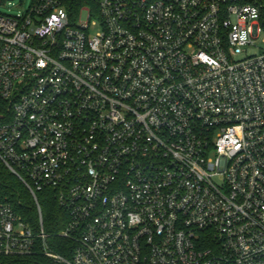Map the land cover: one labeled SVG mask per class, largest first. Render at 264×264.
I'll use <instances>...</instances> for the list:
<instances>
[{
  "label": "built area",
  "instance_id": "built-area-1",
  "mask_svg": "<svg viewBox=\"0 0 264 264\" xmlns=\"http://www.w3.org/2000/svg\"><path fill=\"white\" fill-rule=\"evenodd\" d=\"M77 2L0 14V163L38 225L0 203V257L264 264V51L235 59L264 0Z\"/></svg>",
  "mask_w": 264,
  "mask_h": 264
},
{
  "label": "trees",
  "instance_id": "trees-1",
  "mask_svg": "<svg viewBox=\"0 0 264 264\" xmlns=\"http://www.w3.org/2000/svg\"><path fill=\"white\" fill-rule=\"evenodd\" d=\"M6 0H0V4ZM79 5L80 0H77ZM76 4V5H77ZM39 204L42 211L43 226L47 234H49L48 242L58 245H65L66 241L55 237L61 231L65 224L63 212L57 207L53 197L49 194H38ZM0 203L9 204L13 212L21 218V220L31 226L36 232L38 229L36 210L25 189L24 185L14 177L0 163ZM61 253V251H59ZM0 264H51L47 259L41 256H32L27 258H1Z\"/></svg>",
  "mask_w": 264,
  "mask_h": 264
},
{
  "label": "rangeland",
  "instance_id": "rangeland-1",
  "mask_svg": "<svg viewBox=\"0 0 264 264\" xmlns=\"http://www.w3.org/2000/svg\"><path fill=\"white\" fill-rule=\"evenodd\" d=\"M32 3V0H12V1H5L4 3L0 4V14L6 16H18L23 14L25 11L28 10ZM81 20L83 22L86 21V14L83 12L81 14ZM98 27H93L90 30V34H95L98 32ZM255 47H247L243 49V51L235 56L236 60H241L249 56L257 55L261 51H264V43L260 40H254Z\"/></svg>",
  "mask_w": 264,
  "mask_h": 264
},
{
  "label": "water",
  "instance_id": "water-1",
  "mask_svg": "<svg viewBox=\"0 0 264 264\" xmlns=\"http://www.w3.org/2000/svg\"><path fill=\"white\" fill-rule=\"evenodd\" d=\"M7 1H12V0H7Z\"/></svg>",
  "mask_w": 264,
  "mask_h": 264
}]
</instances>
